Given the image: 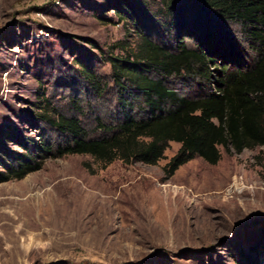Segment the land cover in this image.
<instances>
[{
  "label": "rangeland",
  "instance_id": "obj_1",
  "mask_svg": "<svg viewBox=\"0 0 264 264\" xmlns=\"http://www.w3.org/2000/svg\"><path fill=\"white\" fill-rule=\"evenodd\" d=\"M263 29L200 0H0V178L20 161L41 164L0 183V264H264V146H219L217 165L196 157L165 180L180 144L157 165H105L59 156L72 138L47 121L76 118L88 139L107 137L99 124L124 119L120 91L146 117L113 64H141L182 98L217 92L224 73L262 58ZM146 40L210 62L166 76L143 61Z\"/></svg>",
  "mask_w": 264,
  "mask_h": 264
},
{
  "label": "trees",
  "instance_id": "obj_2",
  "mask_svg": "<svg viewBox=\"0 0 264 264\" xmlns=\"http://www.w3.org/2000/svg\"><path fill=\"white\" fill-rule=\"evenodd\" d=\"M200 1L224 18L264 27V0ZM259 35L263 37L260 41L262 58L255 67L224 73L217 83V92L195 100L180 97L163 80L149 78L141 64L135 65L134 69L119 68L113 64L116 81L126 77L141 92L148 115L136 118L129 108L131 99L126 98L130 95L126 94L127 91H120L119 103L124 109V119L115 128L99 124L101 129L110 133L107 137L88 139L86 130L76 118L59 116L57 120H52L45 116L58 131L72 138L68 146L60 148L59 156L89 155L105 165L116 160L125 164L157 165L165 157L170 143L175 142L181 146L164 168L167 180L196 157L210 165H217L222 157L219 146L229 154L232 150L240 154L245 149L264 146V29ZM144 51L142 59L146 65L157 66L166 76L183 71L194 72L197 66L209 60L205 53L191 48H183L173 54L148 40ZM43 148L46 153L52 149ZM40 168L41 164L33 160L20 161L16 168H8L7 174L1 175L0 183L10 177L21 180Z\"/></svg>",
  "mask_w": 264,
  "mask_h": 264
},
{
  "label": "built area",
  "instance_id": "obj_3",
  "mask_svg": "<svg viewBox=\"0 0 264 264\" xmlns=\"http://www.w3.org/2000/svg\"><path fill=\"white\" fill-rule=\"evenodd\" d=\"M238 183H235L234 185L230 186V190H228L229 193H231L233 191V189H235L237 187ZM242 188H245L244 186L241 187ZM244 190V189H243Z\"/></svg>",
  "mask_w": 264,
  "mask_h": 264
},
{
  "label": "bare ground",
  "instance_id": "obj_4",
  "mask_svg": "<svg viewBox=\"0 0 264 264\" xmlns=\"http://www.w3.org/2000/svg\"><path fill=\"white\" fill-rule=\"evenodd\" d=\"M236 181V180H235Z\"/></svg>",
  "mask_w": 264,
  "mask_h": 264
}]
</instances>
